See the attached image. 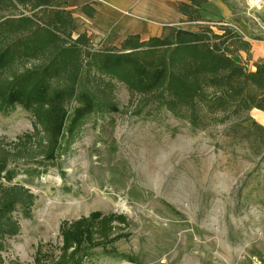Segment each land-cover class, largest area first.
<instances>
[{"label":"rangeland","instance_id":"1","mask_svg":"<svg viewBox=\"0 0 264 264\" xmlns=\"http://www.w3.org/2000/svg\"><path fill=\"white\" fill-rule=\"evenodd\" d=\"M255 2L209 0L200 22L216 32L230 27L249 42L248 51L236 54L249 69L264 57V0ZM29 8L4 4L2 15H31ZM81 8H69L74 36L93 29ZM93 25L99 32L87 31L90 50L121 47L120 34ZM164 27L159 37L198 24L181 18ZM113 83L119 111L90 115L55 165L10 163V180L2 181L27 187L36 200L29 216L17 214L21 229L7 239L6 261L264 264V138L258 142L252 130L264 128V111L252 109L239 120L248 131L213 120L196 127ZM34 125L21 106L0 109L5 142H17Z\"/></svg>","mask_w":264,"mask_h":264},{"label":"trees","instance_id":"2","mask_svg":"<svg viewBox=\"0 0 264 264\" xmlns=\"http://www.w3.org/2000/svg\"><path fill=\"white\" fill-rule=\"evenodd\" d=\"M68 1L0 0V109L21 106L35 118L34 131L17 142L0 137V264H15L3 255L7 239L20 232L17 214L29 216L36 200L27 187L2 181L10 180V163L55 165L90 115L119 111L113 80L196 127L213 120L248 131L239 120L264 111V57L247 68L236 54L249 42L230 27L216 32L200 23L209 0H177L183 20L197 30L178 27L145 40L129 34L120 48L99 51L90 50L87 31L74 36ZM4 4L29 5L33 13L2 15ZM81 9L95 13L88 4ZM252 130L258 142L264 138L262 126Z\"/></svg>","mask_w":264,"mask_h":264},{"label":"crops","instance_id":"3","mask_svg":"<svg viewBox=\"0 0 264 264\" xmlns=\"http://www.w3.org/2000/svg\"><path fill=\"white\" fill-rule=\"evenodd\" d=\"M68 2L70 9L81 8L87 4L95 9L92 17L86 14L93 27L87 30L89 34L91 30L99 32L93 25L96 24L100 30L109 28V31L113 30L114 33L120 34V38H126L129 34H139L142 39H147L153 35H161L167 29L164 26L175 24L183 18L177 0H69ZM261 15L264 21V10ZM100 24L105 27L100 28ZM263 53L264 51L261 54Z\"/></svg>","mask_w":264,"mask_h":264},{"label":"bare ground","instance_id":"4","mask_svg":"<svg viewBox=\"0 0 264 264\" xmlns=\"http://www.w3.org/2000/svg\"><path fill=\"white\" fill-rule=\"evenodd\" d=\"M258 2V0H256V2L255 3H257Z\"/></svg>","mask_w":264,"mask_h":264},{"label":"built area","instance_id":"5","mask_svg":"<svg viewBox=\"0 0 264 264\" xmlns=\"http://www.w3.org/2000/svg\"><path fill=\"white\" fill-rule=\"evenodd\" d=\"M89 23V22H88ZM89 29V28H88Z\"/></svg>","mask_w":264,"mask_h":264}]
</instances>
